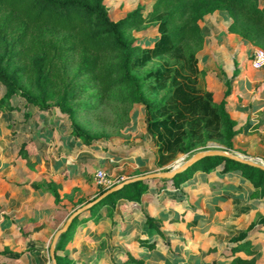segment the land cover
I'll return each mask as SVG.
<instances>
[{
  "label": "trees",
  "instance_id": "16d2710c",
  "mask_svg": "<svg viewBox=\"0 0 264 264\" xmlns=\"http://www.w3.org/2000/svg\"><path fill=\"white\" fill-rule=\"evenodd\" d=\"M217 12L228 14L230 33L264 49V8L260 0H154L148 11L139 7L119 21L111 18L105 0H0V14L14 16L25 28L39 33L32 43V65L24 74L29 88L22 86L23 74L15 68V59L21 52L0 54V83L6 88L0 110L17 111L18 107L11 105L13 97L23 98L27 109L33 106L47 112L58 108L67 115L73 134L92 146L93 137L77 124L72 105L76 88L67 81L70 59L77 56L78 76H88L105 98L118 92L125 102L143 105L147 127L159 154V166H167L177 155L191 153L212 141L234 150L236 122L227 109L230 89L216 102L212 91L200 88L203 72L197 54L205 45L200 23ZM151 23L156 24L159 33L153 45L136 46L132 31ZM61 33L64 37L56 36ZM165 56L173 64L148 76L160 84L169 83V87L160 100L151 102L134 71ZM218 169L222 174H239L256 190H262L264 197L263 170L230 158L207 156L172 180L141 181L126 186L93 207L89 219L99 220L103 209L111 210L121 200L140 203L154 182L162 186L157 188L168 184L178 188L197 172L209 174ZM50 189L59 203L56 188ZM107 190L100 189L98 196ZM145 218L149 226L155 227L154 219L148 215ZM81 219H75L60 237L56 246L57 264H74L61 252L67 248L70 234ZM258 226L264 227V217ZM249 234L244 232L231 240L233 255L247 250ZM126 264L144 263L127 255ZM229 264H253V260L236 258Z\"/></svg>",
  "mask_w": 264,
  "mask_h": 264
},
{
  "label": "crops",
  "instance_id": "0c3cea01",
  "mask_svg": "<svg viewBox=\"0 0 264 264\" xmlns=\"http://www.w3.org/2000/svg\"><path fill=\"white\" fill-rule=\"evenodd\" d=\"M260 4L264 8V0H260ZM222 13L209 15L201 22L202 30L209 28L202 52L212 47H227L229 41L236 39L254 52L256 47L229 32L230 19ZM237 69L236 76L227 80L230 89L227 109L236 122L234 143L249 154L264 158V69H253L251 61L240 63ZM5 92L4 86L0 85V99ZM16 99H11V105L19 107L17 111L0 110V239H8L14 234L21 240L20 244L43 245L49 230L58 224L57 217L69 208L68 204H78L85 198L93 200L98 190L95 173L98 169L107 170L110 160L101 150L76 141L62 127L61 120L49 115L50 111L42 115L35 109L25 110ZM25 113L29 116L25 117ZM216 173L221 178L227 177L212 193V201L206 203L209 208H221L226 194L238 192V197L246 198L247 193L256 190L237 173L222 174L220 170ZM200 174L205 179L211 173ZM237 184L248 191L237 190ZM182 185L174 186L173 191L166 187H151L140 203L121 200L112 213L104 209L99 220L88 219L85 243L78 244L76 256L82 254L89 264H126L127 255L144 264H207L196 253H190L184 240L188 216L193 214L194 222L204 220L194 215L196 207H188L187 196L178 195ZM50 186L59 193V203H56ZM247 205L251 209L254 203L250 201ZM145 215L154 219L155 227L147 224ZM234 220L230 221L232 228ZM257 231L263 232L264 227L258 226ZM247 240V250L234 255L231 252L224 264L236 258L253 260L260 248H256L255 239L248 236ZM102 242L107 247L104 251ZM3 243L10 244L6 240ZM259 244L264 249V240L259 239ZM82 247L84 250L90 248V251L83 254ZM76 256L69 258L74 261Z\"/></svg>",
  "mask_w": 264,
  "mask_h": 264
},
{
  "label": "rangeland",
  "instance_id": "374dc122",
  "mask_svg": "<svg viewBox=\"0 0 264 264\" xmlns=\"http://www.w3.org/2000/svg\"><path fill=\"white\" fill-rule=\"evenodd\" d=\"M153 1L105 0V5L111 18L114 21H119L139 7H145L146 11H148ZM222 15L228 17L225 12ZM208 32L209 28L207 27L202 30L204 38L208 35ZM38 34L34 29L25 28L22 22L14 16H9L7 13L0 14V54L21 52L20 57L15 59V68L20 69L19 73L23 74L22 86L25 88H29V81L24 74L29 71V67L32 65V43L36 40ZM158 35L155 23L148 24L139 31H132V37L136 40L135 45L140 47L152 46ZM56 36L64 37V34L61 33ZM204 47L202 50H204ZM202 50L197 54V56L199 55V67L203 72L200 77V88L205 92L212 91L215 101L219 102V99L227 91L226 88L229 87L227 80L236 76L238 73L237 66L240 63L247 64L251 61L253 51L238 39L229 41V46L227 47L220 49L212 47L203 52ZM70 60L66 74L68 77L67 81L76 88V97L72 101L73 109L76 113V121L82 130L93 137L92 146L86 145L83 139H78L73 134L67 115L62 113L60 109L49 110L51 112L49 115L61 120L62 127H65L66 132L71 134L76 141L86 145V147H94L95 150L99 149L107 155L110 160L109 168L107 170H98H103L110 176L113 183L110 188L146 174L170 172L201 152H223L239 159L264 163V158L253 156L244 148L236 146V144L235 149L231 150L219 142L212 141L191 153L177 155L167 166H159L157 164L159 154L155 146L154 136L147 127L143 105L133 104L129 100L125 102L123 96L121 94L119 96L118 92H114L113 95L105 98L100 87L89 80L88 76H78L79 57L72 56ZM172 64L173 61L168 56H165L155 59L146 66L134 71V74L140 78L142 89L149 101L156 102L160 100L166 94L169 83L160 84L149 77L148 74L159 70L163 71L168 65ZM0 85L2 84L0 83ZM83 89L85 90L82 91ZM16 98L18 105L27 110L25 100L20 97ZM29 108L38 111L33 106ZM43 113L46 112H42V115ZM26 115L25 113V117H28ZM226 177L223 176L221 178L215 171L203 179L200 172H197L193 175V180L183 184L182 189L178 192L180 197H188V207L193 209L196 207L194 215L203 217L204 220L199 219L194 222V219H192L193 214L188 216L189 226L184 238L185 242H187V249L191 254L196 253L199 255L200 259L205 260L207 264H224L231 253L230 248L233 245L231 240L244 232H250L249 237L255 239L256 248H260L259 254L257 253L253 258V264H264V249L260 244L258 245L259 239L264 240V231L260 233L257 231L258 222L264 216L262 190H255L253 193L249 192L246 198L244 196L238 197V192H234L235 195L231 194L232 196L226 194L225 202L221 204V208H209L206 204L212 201V193H215L214 191H216L217 187L224 183L223 181H225ZM232 177L233 179L235 178V176ZM205 184H208V186H205ZM156 186L162 187L159 182L151 184L153 188ZM165 187L171 191L175 188L171 184ZM102 188L98 187L94 198L98 196L99 190ZM236 189L241 190V192L248 191L246 187L240 186V184H237ZM88 200L85 198L78 204H68L69 208H65L57 217L58 224L55 228L49 230V235H47L43 245L32 242L20 244L21 240L14 234L9 235L8 239L1 238L0 264H54L50 250L56 232L65 225L74 211L90 202ZM250 201L254 203L251 209L247 205ZM113 209L107 210L112 213ZM89 215V212H87L81 216V222L73 228L67 248L61 254L68 257L76 256L78 244L82 245L85 243L86 236L84 233L87 231L85 223L89 219ZM232 219H235L233 228L230 226ZM230 230L231 232L229 233ZM2 239H5L10 244L3 243L5 240L3 241ZM260 243L263 245V242L260 241ZM106 248L104 242H102L101 249L104 251ZM84 249L85 247L81 248L83 254L90 251V248ZM81 255L76 256L74 264H89L85 256L81 257ZM91 255H93L92 252ZM240 255L244 256L246 254L240 253Z\"/></svg>",
  "mask_w": 264,
  "mask_h": 264
},
{
  "label": "water",
  "instance_id": "95a60500",
  "mask_svg": "<svg viewBox=\"0 0 264 264\" xmlns=\"http://www.w3.org/2000/svg\"><path fill=\"white\" fill-rule=\"evenodd\" d=\"M207 156H222L225 158H230V159L248 164L250 166H254V167L259 168V169L264 171V163H258V162H253V161H247L244 159H239V158H236V157H234L228 153H223V152H201V153L197 154L196 156H194L193 158H191L189 161L178 166L177 168H175L174 170H172L170 172H155V173L146 174L143 176L135 177V178L129 179L127 181H124V182H122V183H120V184H118L112 188H109L105 193L97 196L96 198H94L90 202L82 205L80 208H78L76 211H74L72 213L69 220L65 223V225L60 230H58L56 232V234L54 236L53 243H52L51 250H50L54 264H57V259H56L57 243H58L60 237L70 229V227L72 226V223L75 219H77L78 217H81L83 214L89 212L93 207H95L96 205L103 202L110 195L124 189L128 185H131V184L136 183V182H141V181L172 180L178 174L185 172L186 170L193 167L200 160H202L203 158H205Z\"/></svg>",
  "mask_w": 264,
  "mask_h": 264
},
{
  "label": "built area",
  "instance_id": "2783aa9c",
  "mask_svg": "<svg viewBox=\"0 0 264 264\" xmlns=\"http://www.w3.org/2000/svg\"><path fill=\"white\" fill-rule=\"evenodd\" d=\"M251 65L255 70L264 69V49L256 48L251 57ZM94 181L98 187L110 188L113 183L110 176L103 170L95 173Z\"/></svg>",
  "mask_w": 264,
  "mask_h": 264
}]
</instances>
